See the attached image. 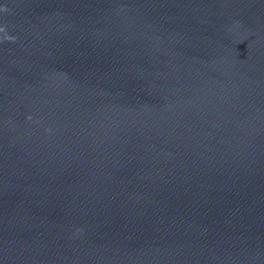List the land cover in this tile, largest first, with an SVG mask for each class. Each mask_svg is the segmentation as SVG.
Masks as SVG:
<instances>
[{"label": "water", "instance_id": "95a60500", "mask_svg": "<svg viewBox=\"0 0 264 264\" xmlns=\"http://www.w3.org/2000/svg\"><path fill=\"white\" fill-rule=\"evenodd\" d=\"M0 264H264V0H0Z\"/></svg>", "mask_w": 264, "mask_h": 264}]
</instances>
